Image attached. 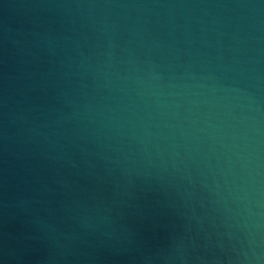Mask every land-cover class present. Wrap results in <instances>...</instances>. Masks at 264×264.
Masks as SVG:
<instances>
[{
	"label": "clouds",
	"instance_id": "clouds-1",
	"mask_svg": "<svg viewBox=\"0 0 264 264\" xmlns=\"http://www.w3.org/2000/svg\"><path fill=\"white\" fill-rule=\"evenodd\" d=\"M19 8L0 60L4 207L42 264H264V0ZM145 193L175 218L156 243L130 222Z\"/></svg>",
	"mask_w": 264,
	"mask_h": 264
},
{
	"label": "water",
	"instance_id": "water-1",
	"mask_svg": "<svg viewBox=\"0 0 264 264\" xmlns=\"http://www.w3.org/2000/svg\"><path fill=\"white\" fill-rule=\"evenodd\" d=\"M27 0H0V60L7 57L4 48V28L5 26H19L25 19V14H31L27 9H20L19 5ZM213 3H227L229 0H208ZM212 15L223 17L234 13L224 9H209ZM237 12L241 10H236ZM78 12L74 15L78 16ZM211 16H205L204 19H210ZM199 32V29H196ZM215 39L214 36L209 37ZM264 60V54L261 56ZM264 68V65H262ZM5 65L0 63V95L3 88V72ZM174 99V98H172ZM181 112L186 105L181 102ZM175 122V121H173ZM186 125L187 121H180ZM157 131V129H152ZM168 133V130H163ZM179 130H177L178 136ZM179 138V136H178ZM206 144L207 141L205 140ZM5 156L0 146V264H42V258L46 255V248L39 240L30 239L33 235L31 226L21 215H12L4 207L5 196L3 195V185L5 184ZM139 208L137 214L130 218L132 226L145 240L150 243H156L164 240L175 221L171 211L159 203V197L154 193H145L138 201ZM15 249L14 258L9 255V250ZM99 264H131L130 261L123 259H113L110 256L102 258Z\"/></svg>",
	"mask_w": 264,
	"mask_h": 264
}]
</instances>
